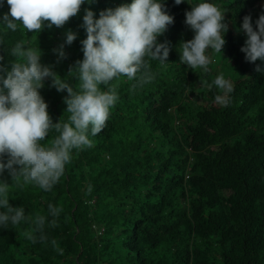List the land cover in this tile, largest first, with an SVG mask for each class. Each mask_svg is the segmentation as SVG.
<instances>
[{"label":"trees","instance_id":"obj_1","mask_svg":"<svg viewBox=\"0 0 264 264\" xmlns=\"http://www.w3.org/2000/svg\"><path fill=\"white\" fill-rule=\"evenodd\" d=\"M132 0H93L62 28L41 33L16 32L3 25L7 0L0 7V56L20 40L39 47L41 63L72 84L69 75L83 60L85 10L101 11ZM174 23L158 41L169 42L166 64L150 61L154 79L142 87L121 77L119 99L106 127L89 138L94 146L73 150L64 176L50 192L26 185L10 191L9 203L23 206L33 218L48 215V205L62 207L55 228L46 221V242L35 244L22 233L34 225L0 227V264H264V72L240 51L247 39L241 28L251 15L253 27L264 13V0H162ZM202 2L225 11L228 31L222 53L208 50L209 72L180 63L181 42L193 39L185 13ZM76 33L71 45L66 33ZM64 44L66 58L57 63L53 49ZM10 67V66H9ZM223 75L233 85L230 104L211 84ZM40 90L53 122L67 121V92ZM103 89L104 86L101 85ZM57 133L49 134L46 145ZM0 180L11 183L7 171ZM91 185L92 191L88 192ZM37 235H39L37 233ZM64 250L63 255L51 244Z\"/></svg>","mask_w":264,"mask_h":264},{"label":"clouds","instance_id":"obj_2","mask_svg":"<svg viewBox=\"0 0 264 264\" xmlns=\"http://www.w3.org/2000/svg\"><path fill=\"white\" fill-rule=\"evenodd\" d=\"M174 2L180 5L184 0ZM85 3L86 0H7L9 12L3 15V25L12 32L21 27L32 33H41L53 26L62 28L78 15ZM2 6L3 0H0ZM85 13L82 26L87 38L81 42L83 60L69 69V75L78 74L75 89L52 65L41 63L42 52L32 46L31 40H20L10 50L6 49L14 59L7 64L0 63V176L7 171L11 177V183L0 180V227L7 230L9 225L16 227L22 222L34 225L22 233L33 244L48 240L44 234L46 221L49 227L55 228L63 208L49 204L50 221L39 214L33 218L25 214L23 206L13 207L9 203L10 191L26 185L52 191L64 176L66 165L71 163L73 150L93 147L89 133L96 136L106 127L110 110L119 99L118 83L113 81L126 77L142 87L154 79L150 61L166 64L169 57V42L161 43L158 37L174 23V17L168 14L162 0H132L130 4L101 11L98 19L90 9ZM185 17V24L194 37L180 43V63L208 73L212 63L208 50L222 53L226 43L225 11L216 4L202 2L186 11ZM239 31L247 37L240 49L245 60L264 62V13L255 21V29L251 15H246ZM75 39L76 33L69 30L65 43L71 45ZM53 52L58 56L57 63L66 58L64 44ZM4 59L0 56V61ZM256 71L264 72V68L257 65ZM46 80L58 92H67L66 122L60 119L54 123L48 112L49 106L40 92ZM213 85L223 93L215 96V103L227 107L232 83L222 74L211 84L203 82V87L209 90ZM53 131L58 135L46 145L43 142ZM91 191L89 185L88 192ZM51 244L63 255L64 250L57 247L56 240Z\"/></svg>","mask_w":264,"mask_h":264},{"label":"rangeland","instance_id":"obj_3","mask_svg":"<svg viewBox=\"0 0 264 264\" xmlns=\"http://www.w3.org/2000/svg\"><path fill=\"white\" fill-rule=\"evenodd\" d=\"M226 45V44H225Z\"/></svg>","mask_w":264,"mask_h":264}]
</instances>
